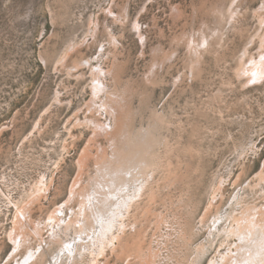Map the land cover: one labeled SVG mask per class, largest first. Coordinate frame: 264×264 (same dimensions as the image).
<instances>
[{
    "label": "rangeland",
    "instance_id": "1",
    "mask_svg": "<svg viewBox=\"0 0 264 264\" xmlns=\"http://www.w3.org/2000/svg\"><path fill=\"white\" fill-rule=\"evenodd\" d=\"M263 1L0 0V264L31 248L27 264H89L112 217L127 234L106 264L231 254L214 227L233 206L264 203V78L238 73L259 57ZM85 154L86 195L54 224ZM216 183L220 202L202 221ZM127 192L134 205L116 218ZM30 200L34 224L15 250L10 232Z\"/></svg>",
    "mask_w": 264,
    "mask_h": 264
},
{
    "label": "bare ground",
    "instance_id": "2",
    "mask_svg": "<svg viewBox=\"0 0 264 264\" xmlns=\"http://www.w3.org/2000/svg\"><path fill=\"white\" fill-rule=\"evenodd\" d=\"M238 1L240 0H237V2ZM261 8H264V1L262 2ZM234 9L235 7H233L231 11H233ZM231 11L230 13L232 14ZM261 20L264 23V17ZM260 40L262 43L261 44L262 51L260 50V52L258 53L259 57L257 58V56L255 55H248L246 60L244 59V61L242 62L243 64L239 68L238 73L241 71L242 75L243 74L247 75V79L259 80L264 78V35L263 38H261ZM244 52H248V50H245ZM64 57H66V55H64L63 58ZM248 60H249V64H247ZM99 70L103 71V68L99 67ZM92 83H93L92 89H94V91H98L104 87L103 81L101 80L100 76L97 74H93ZM97 126L98 125H96V127ZM85 151H86L85 153L89 154L88 150L85 149ZM79 159L80 160L77 164L78 172L76 173L75 179L72 180L73 182L71 184V187H69L71 191L68 189L70 195L69 198L67 197L66 200L64 199L62 204L55 205L54 210L50 212L51 213L50 215L47 216L48 217L47 219L51 221H55L54 224H56L57 222L59 224V222L62 220L60 215L63 214V211L65 210V204L70 203L71 200H73L75 196H77L78 194L83 195V198L86 195V193H83L84 189L81 186V177H82L81 170L84 168L85 165L86 154L85 156L81 155ZM103 159L104 157L97 156L98 163H101ZM257 177H258L257 179L260 180V183L264 181V168L257 174ZM141 188H143V186H141ZM97 189L100 190L99 187H97ZM220 189L223 190L221 184L218 186V183H216L213 186L210 195L208 197V201L205 205L206 208L204 211L202 221L208 216L209 213L212 212V209L218 206L220 202V198L222 196V192L219 193ZM125 195L120 201L119 207L116 208V210H114L118 212L116 213L113 212V216L116 218L124 217L122 206H127V208H129L130 206L134 205L133 202L135 200L136 193L129 195V193L127 192ZM31 201L32 200L28 201L27 204L18 211V218L17 220H14L15 229L10 232V239L14 245L15 250L21 247L27 239L28 234L25 232V230L28 226V222L31 221L34 224L30 215L32 208L30 206V204L32 203ZM238 203H240V201L236 202L235 204L237 205ZM240 206H242L239 208V209L242 208V212L240 213H236L235 211L236 208H234V206L229 210V212H227L226 214L227 216L225 217V219L228 218L229 220L228 225L224 224L221 228L216 226L214 227L216 232L221 231L225 234L226 238L223 239L225 241H222L220 245H222L224 242L227 243L228 246L227 249L231 250V254L229 253L224 254L223 252L219 251L218 255L216 254L213 255L210 259L206 261V264H264V203H262L260 206H257L256 204L255 206H250L248 203ZM218 217H220L218 216V213L214 215L212 219L213 226L215 225V219L216 218L218 219ZM34 226L37 228L38 224ZM54 227L55 225H52V229H54ZM208 228L210 229L211 232L210 225ZM100 231H101V236L107 238L106 245H104L100 250L97 249L98 252L96 256L94 258L92 257L93 259L92 261H90L89 264H106L107 251H108L107 247H109L112 251L118 252L119 248H121L122 246V242H123L122 238L127 234L125 221L117 220V222L115 223L113 217L101 221ZM259 231H261L260 237L258 235ZM38 232L40 233V230H38ZM108 233H110L109 236ZM228 238H232V239L228 240ZM102 242L104 243L105 240H103ZM131 244L132 243L130 242L128 244L125 243L124 248L128 250L129 247H131ZM233 244H235L234 248L232 247ZM39 246H42V244L39 243ZM66 248L68 249L69 252L73 251L71 248H69V242H67ZM132 249L136 250V247L134 246ZM36 251L37 249L35 250L31 248V250L27 253L26 258L21 261L17 260L15 264H27V262L30 259L33 258L34 260V258L36 257ZM102 252L104 253V256L100 257V254ZM151 254L153 257L154 253L151 252ZM201 254H204L203 250L199 251V255ZM100 258L102 259L104 258L106 260L104 262H101Z\"/></svg>",
    "mask_w": 264,
    "mask_h": 264
}]
</instances>
